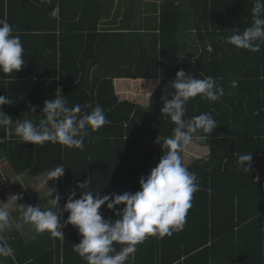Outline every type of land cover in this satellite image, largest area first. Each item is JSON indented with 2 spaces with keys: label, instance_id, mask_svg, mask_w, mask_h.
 Instances as JSON below:
<instances>
[{
  "label": "trees",
  "instance_id": "obj_1",
  "mask_svg": "<svg viewBox=\"0 0 264 264\" xmlns=\"http://www.w3.org/2000/svg\"><path fill=\"white\" fill-rule=\"evenodd\" d=\"M30 1L0 0V19L13 26L24 48V67L17 73H0V95L16 101L4 105L3 111L14 122L31 119L38 124L44 101L53 99L59 88L69 107L98 104L109 123L90 132L83 148L23 143L12 126L9 131L0 128V179L6 174L14 181L28 172L40 177L63 164L65 174L58 178L62 211L73 190L76 199L87 191L95 196L135 193L140 178L158 164L155 141L171 136L175 127L160 111L161 96L167 89L175 92L171 79L181 69L196 78L211 76L224 95L216 102L197 96L186 105L185 119L211 113L218 125L205 142H193L186 147L188 153L182 152L183 158L187 153L184 165L196 173L200 185L186 223L170 236L148 235L127 264H264V43L252 52L224 40L251 26L254 0H189L188 8L183 0H161L159 55L133 44L132 34L125 45L126 58L122 35L98 32L103 11L112 10L115 0H97L94 15H88L80 0ZM131 5L128 17L134 14L136 0ZM187 31L194 32L200 51L193 59L182 60L178 54ZM85 32L91 34L90 52H96L90 63L81 51L87 48ZM82 62L80 70L77 64ZM86 63L111 69H100L105 77L91 83L92 70ZM132 80L159 84L150 97L123 100L130 83L136 89L145 84ZM30 106H36V113ZM248 153H253L252 170L245 173L238 169L237 156ZM84 182L87 187L80 189ZM16 195L23 197L19 205L36 206L25 189L19 188ZM48 209L59 211L56 204ZM100 212L106 219L117 218L106 205ZM14 214L20 227L33 229L22 221L19 209ZM68 215L63 212L62 224ZM33 231L36 239L31 243L18 228L6 232L13 255L0 256V264H86L74 251L81 239L75 226L62 228L63 239ZM115 247L119 251L122 245Z\"/></svg>",
  "mask_w": 264,
  "mask_h": 264
},
{
  "label": "clouds",
  "instance_id": "obj_2",
  "mask_svg": "<svg viewBox=\"0 0 264 264\" xmlns=\"http://www.w3.org/2000/svg\"><path fill=\"white\" fill-rule=\"evenodd\" d=\"M57 13L58 9L51 15L55 17ZM251 17V26L242 32L237 29L224 38L225 42L236 48L258 52L264 43V0H254ZM23 54L21 39L14 35L13 26L6 18L0 19V73L19 72L24 67ZM171 89L175 92L167 89L161 96L163 106L160 111L164 120H170L175 127L171 136L163 140L158 137L155 141L161 146L163 154L150 173L140 178L138 191L102 196L87 191L76 199V191L73 190L63 211L59 195L53 199L59 211L19 205L22 221L30 224L38 234L48 232L52 237L61 239L65 237L62 228L69 224L75 226L81 239L78 244H74V251L86 264H127L130 258H135L137 245L148 235L170 236L173 231H181L192 207L193 196L200 190L196 173L184 165L182 152L193 142H205L208 134H212L218 126L211 113L185 119L186 105L197 96L201 100L216 102L224 95V91L215 78H196L183 69L171 79ZM14 103V99L0 95V128L9 131L12 126L11 130L23 143L43 145L52 142L83 148L84 139L90 132L98 131L109 123L104 109L98 104L94 108L91 104L83 106L90 108V112L83 111L79 104L69 107L66 96L59 88L53 99L44 101L43 118L38 124L31 119H16L14 122L3 111L4 105L11 106ZM30 107L31 112L36 113V106ZM252 161L253 153L238 154V169L245 173L251 172ZM64 174L65 167L61 164L50 170L48 181ZM78 187H87L86 182ZM11 199L17 202L23 197L13 195ZM104 205L114 212L116 219L102 216L100 209ZM120 205L124 207L119 208ZM63 212L69 215L62 224ZM12 227L9 200L6 203L0 201V256L13 255V249L2 234ZM117 243L122 245L119 251L115 247Z\"/></svg>",
  "mask_w": 264,
  "mask_h": 264
},
{
  "label": "crops",
  "instance_id": "obj_3",
  "mask_svg": "<svg viewBox=\"0 0 264 264\" xmlns=\"http://www.w3.org/2000/svg\"><path fill=\"white\" fill-rule=\"evenodd\" d=\"M33 1V0H32ZM30 1V2H32ZM59 1V0H58ZM57 1V2H58ZM97 0H80L78 3L83 9H86L88 12V15H94V12L97 11L95 9V4ZM132 3V0H115L114 7H110L112 10H104L103 11V17L102 20L99 22L98 25V32L101 34H120L121 39L123 40V56L126 58V52H125V45L128 39H130V35L135 34V43L137 45H143L150 49V51L153 52V54L156 56L159 55L160 44L158 42L157 33H158V27H159V15L161 13V6L162 1L161 0H136V7L133 16H127V9L130 7ZM183 3L185 4V7L188 8L189 0H183ZM132 6V5H131ZM111 11V13H109ZM187 15L190 16L188 13ZM191 17V16H190ZM140 18V19H138ZM192 18V17H191ZM140 24V27L137 28L136 26ZM190 35L182 36V46L181 51L178 54L182 60H191L194 57H196L199 54V45L197 44V39L194 35V32L187 31ZM87 37L86 44L87 48L83 47L81 48V51L85 52L86 62L90 63V57L96 54V52L92 51L90 52V36L91 34L89 32L84 33ZM192 34V35H191ZM132 38V41H133ZM139 50V49H138ZM86 63L88 68L87 70H92L91 77L92 82L94 83V78L96 77H105V73L102 74L100 69L107 70L111 69L109 65H102L97 66L95 68L89 67L91 64ZM84 62L77 64V68L80 70H83ZM123 66H124V60H123ZM131 82H145L143 85H139V89H136V84L130 83L129 85L132 87L133 91L131 93H128L130 89V86L128 87L127 91H123L127 93V95H123V100L127 98H143L146 96H151L154 92L155 87L159 84L158 82L148 81V80H132ZM90 83V82H89ZM132 84V85H131ZM126 85V84H124ZM135 86V88H134ZM138 92H137V91ZM2 145L0 144V148ZM0 165L2 164V161H0ZM6 178V174H4ZM35 204V203H34ZM36 205V204H35ZM19 206V204H18ZM37 206V205H36ZM42 206V205H41ZM40 206V207H41ZM52 206V205H51ZM50 206L46 208H41L43 210L48 209ZM19 209V208H18ZM17 209V210H18ZM15 213V212H14ZM13 213V214H14Z\"/></svg>",
  "mask_w": 264,
  "mask_h": 264
},
{
  "label": "rangeland",
  "instance_id": "obj_4",
  "mask_svg": "<svg viewBox=\"0 0 264 264\" xmlns=\"http://www.w3.org/2000/svg\"><path fill=\"white\" fill-rule=\"evenodd\" d=\"M140 19V18H138ZM137 28L140 27V24L136 26ZM187 28H184L186 30ZM184 36L190 35L188 32L183 33ZM192 35V34H191ZM156 149L160 152L159 153V158L157 159V163H159L160 157L162 156V150L161 146L157 143H155ZM189 150L186 148L184 149V153H188ZM187 153L183 158V162L185 164L186 160L185 158L187 157ZM157 165V164H156ZM48 173L36 177L32 172H28L27 174H24L20 177H18L16 180L13 181L12 177L6 176V180L3 179V176L0 179V185H1V190H0V201L7 202L9 200V211L11 214V221L13 224V227L18 228L20 230V233L22 236L26 239L28 243L33 242L36 239V236L34 234L33 229L28 226V228H22L20 227L19 224V219L14 212L19 208L18 202L13 201L11 199V196L16 195V192L18 191L19 188L25 189L26 192L29 193L30 198L32 201L37 205L41 206V208H46L48 206L54 205L55 202L53 199L56 198L57 195H59V184H58V179H53L48 181ZM46 181H48L46 183ZM16 225H19V227H16ZM3 235L6 234L2 233Z\"/></svg>",
  "mask_w": 264,
  "mask_h": 264
}]
</instances>
